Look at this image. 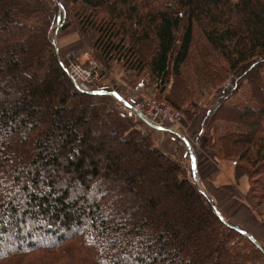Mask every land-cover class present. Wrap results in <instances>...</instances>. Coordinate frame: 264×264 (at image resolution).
<instances>
[{"label": "trees", "instance_id": "1", "mask_svg": "<svg viewBox=\"0 0 264 264\" xmlns=\"http://www.w3.org/2000/svg\"><path fill=\"white\" fill-rule=\"evenodd\" d=\"M54 1L0 0V264H264L188 161L70 80L55 41L75 26L175 110L221 89L200 140L261 214L264 0Z\"/></svg>", "mask_w": 264, "mask_h": 264}, {"label": "rangeland", "instance_id": "2", "mask_svg": "<svg viewBox=\"0 0 264 264\" xmlns=\"http://www.w3.org/2000/svg\"><path fill=\"white\" fill-rule=\"evenodd\" d=\"M44 3L47 6L52 8L55 4V1L54 0H44ZM68 31L73 33V36L77 40V43L66 44L65 48H62L63 51L60 50L62 52V53L60 52L61 58L64 61V63L66 60H68V57H73L74 61L77 62L78 64H80L84 68H88L91 62L95 63L98 67V73L95 74V76L96 75L97 76L93 78L91 85H93L95 83H100V84H103L105 86L116 88L122 94L127 95L130 93H135L138 95V98L140 100H147L150 104V106H146L147 110L151 113H157L159 119H162V120H169L171 117V120H172L171 126L172 127H175V126L180 127L183 130V132H185V134H187L188 138H190V140L193 141V144H195V145L197 144V151H198L199 145H200L199 138L201 136L200 132L198 133V129L202 125L201 122H203V120H204V116H205V112H206L207 108L214 103V96H215L214 94H216V96H217L221 92V89L214 92L209 97L204 95L197 100L195 97L194 100H196L198 103L197 104L198 108L195 110L196 111L195 114H193L194 112L189 111L185 107L182 108L181 110L172 109V108L166 106L163 102H161L160 97L156 96V95H159V90L157 89V87L155 85L154 86H153V84L151 85V83L148 80H146L145 78H143L142 76H140L139 78H136L135 76L130 77L132 74L128 73L125 70V68L122 67V65L119 63L112 62V63L107 64L104 61L100 62L99 59L97 58L96 53H94V51L91 49V47L88 46V44L80 38L79 32L75 26L70 27L65 32H68ZM64 33H60V34L55 35V41H56V44H58V46H60V44H62V42L59 43V38ZM73 45H76V47L81 48V50H82L81 56H79L80 54L75 49L76 47H73ZM132 80H135V82H132ZM138 84H140L141 86H139ZM90 87H92V86H90ZM222 88L233 90L234 85H232L231 80H227L223 84ZM232 101L234 102V100H232ZM93 102L97 105H104V106L111 108L114 111H117L111 105L96 103L94 101V98H93ZM173 112H175V113H173ZM180 114H181V116H180ZM125 119L127 120V122L129 123V125L131 127L141 129L143 131H147V132L151 133V135L153 136L154 144L156 146V134L159 130L151 129V128L146 127V126L141 125V124L134 125V124H132L133 123L132 121H129L127 118H125ZM167 136L170 138V140H172L170 135H167ZM174 138L176 139L175 145L182 149L183 147H182L181 142L176 138V136H174ZM198 152L201 154L202 157L205 156L206 153H213L211 150L207 149L204 146V143H203V147H201V149ZM224 164H226V162H224ZM227 164L230 166L231 162L227 161ZM223 166L226 167V165H223ZM219 178L221 181H224V179H225L224 175H220ZM254 203H256V202L254 201ZM258 204H259V206L257 207V209L261 212V215H264V199L261 198V201ZM207 231H208V229L205 228L202 230V232L200 234L204 235ZM10 241L11 240L6 241V242H10ZM13 243H15V242H13Z\"/></svg>", "mask_w": 264, "mask_h": 264}, {"label": "crops", "instance_id": "3", "mask_svg": "<svg viewBox=\"0 0 264 264\" xmlns=\"http://www.w3.org/2000/svg\"><path fill=\"white\" fill-rule=\"evenodd\" d=\"M60 42L62 44L59 48L63 51L62 48H65L66 44L77 43V40L73 33L68 31L60 36ZM75 49L81 56V48ZM172 130L173 133L159 130L156 134V146L165 154L177 155L188 161L195 184L212 201L222 219L248 235L258 247L264 248V215L258 214L245 200L249 189L248 179L243 176L235 180L233 164L229 166L227 161L224 164L216 160L214 153H206L205 156L194 160L184 143H181L182 149L175 145L174 136L181 142L176 134L184 139L188 138L187 134L180 127H172ZM167 135H170L172 140ZM220 175H224V181L220 180Z\"/></svg>", "mask_w": 264, "mask_h": 264}, {"label": "built area", "instance_id": "4", "mask_svg": "<svg viewBox=\"0 0 264 264\" xmlns=\"http://www.w3.org/2000/svg\"><path fill=\"white\" fill-rule=\"evenodd\" d=\"M63 64L70 80L75 83L81 91L91 92L96 103L111 105L125 118L132 121L133 123H131L134 125L141 124L149 128L161 130L162 132L173 133L171 117L169 120L159 119L157 113H151L147 110L146 106H150L149 102L147 100H140L137 94L130 93L125 95L116 88L105 86L100 83L91 85L93 78L97 76H95V74L98 73V67L95 63L91 62L88 68H84L75 62L73 57H68V60H66L65 63L63 61ZM176 135L180 138L181 143L187 146L194 160L202 157L198 152L202 147V139L200 140L199 138L200 145L197 151V144H193L190 138L184 139L179 134Z\"/></svg>", "mask_w": 264, "mask_h": 264}]
</instances>
